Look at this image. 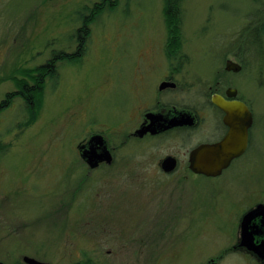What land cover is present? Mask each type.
Listing matches in <instances>:
<instances>
[{
  "label": "rangeland",
  "instance_id": "rangeland-1",
  "mask_svg": "<svg viewBox=\"0 0 264 264\" xmlns=\"http://www.w3.org/2000/svg\"><path fill=\"white\" fill-rule=\"evenodd\" d=\"M99 1L0 0V102L10 96L0 114V220L17 230L0 257L34 245L52 264H264L233 249L242 216L264 204V40L252 32L264 0H176L171 46L164 0H121L88 26L79 60L56 65L29 121L19 81L53 52L75 53L79 11ZM226 59L244 69L226 77ZM170 60L187 78V101L199 100L194 85L228 82L255 111L248 156L219 178L187 174L181 157L184 174L167 176L159 161L180 149L160 141L123 147L113 168L90 170L78 145L94 132L115 144L139 65L160 67L151 83ZM67 241L71 256L59 258Z\"/></svg>",
  "mask_w": 264,
  "mask_h": 264
},
{
  "label": "flooded vegetation",
  "instance_id": "flooded-vegetation-1",
  "mask_svg": "<svg viewBox=\"0 0 264 264\" xmlns=\"http://www.w3.org/2000/svg\"><path fill=\"white\" fill-rule=\"evenodd\" d=\"M227 61L231 60L226 59L224 61L223 72L226 77L239 74L244 69V64L241 61H232L233 63L240 66V70L238 72H234L232 70L228 71L226 70ZM168 63V74H161L158 79H152L151 83L150 75L159 72L160 67L153 66V64L148 63V65L146 64L145 67L143 65H139L141 75H138L132 81H130L129 86L132 101L125 108H123L122 105L119 109V114L124 118H122V121L119 125L117 142L115 144H111L107 140V134L94 133L102 135L108 150L112 155V162L110 164L100 163L95 168V170L107 167L113 168V166L116 164L115 161L117 153L121 152L123 147H133L140 143H157L160 141H166L168 144L171 143L175 148L180 150L179 152L166 155L159 161V167L161 171V163L163 160L166 158H173L175 161V168L172 171H162V173L167 176L184 174L180 173L179 171L181 168V157H184L186 159V173L189 175H195L188 168V157L191 150L202 144L218 143L222 141L230 131L229 125L226 121V114L213 102L214 97H219L227 102L234 100L240 101L248 107L252 116V125L248 129V143L245 152L238 158L234 159L231 162L229 168L224 170L219 177H222L223 174L230 170L235 164L241 163L243 159L248 156L247 154L249 153L252 140H254L256 114L255 111L251 109L250 105L239 96L237 89L231 87L228 82L226 84L216 82L215 85H210L206 88H202V86H196L195 88L194 85V89H197L198 91L193 95L197 97V93L200 94L201 92L199 95V100L197 103L192 100L187 101V93L191 92V89L188 85L187 78L182 75V66L179 63L173 62L172 60L168 61ZM136 80L138 81L136 82ZM232 90L236 93L235 97L228 96V93H230ZM186 116H188L190 119L189 121L187 120ZM94 134H91L81 144L86 143ZM192 143L194 144L192 145ZM182 149H184V155L181 153ZM66 211L69 213L70 209L66 208ZM27 227L28 226H22L20 228L27 229ZM16 231L17 230L14 227L12 228L7 221L0 220V247H3V244L6 243V240L10 241ZM68 239L69 238H67V240ZM239 242L233 247L234 250L243 249L246 250L247 253L252 254L246 248L239 247ZM66 244H68L67 249L60 251L58 254L59 258L71 256V245L73 243L71 241H67ZM13 246L17 247L18 243H14ZM26 249L28 250L21 252L20 257H18V255L12 251V248H9V252L5 253L4 257H0V264H9L8 261L11 258L13 259V264H30L25 261L26 258L33 259L44 264H52L40 260V249H38L37 246L30 245L26 247ZM108 253L111 254V252ZM58 255L56 258H58ZM55 264L75 263L57 262ZM209 264H215V262L211 260Z\"/></svg>",
  "mask_w": 264,
  "mask_h": 264
},
{
  "label": "water",
  "instance_id": "water-1",
  "mask_svg": "<svg viewBox=\"0 0 264 264\" xmlns=\"http://www.w3.org/2000/svg\"><path fill=\"white\" fill-rule=\"evenodd\" d=\"M226 70L238 72L240 66L227 61ZM235 91L228 96L235 97ZM213 102L226 114V121L230 131L220 142L215 144H202L191 150L188 157L189 170L205 178H218L224 170L228 169L231 162L241 156L247 147L248 129L252 125V116L248 107L240 101L227 102L219 97H214ZM190 117V116H189ZM187 120L190 119L186 116ZM81 159L92 170L100 163L110 164L112 155L108 150L102 135H92L86 143L77 147ZM175 168L173 158H166L161 163L164 172H170ZM239 247L246 248L260 261H264V204H257L246 212L240 222ZM30 264H44L36 260L26 258Z\"/></svg>",
  "mask_w": 264,
  "mask_h": 264
},
{
  "label": "trees",
  "instance_id": "trees-1",
  "mask_svg": "<svg viewBox=\"0 0 264 264\" xmlns=\"http://www.w3.org/2000/svg\"><path fill=\"white\" fill-rule=\"evenodd\" d=\"M121 0H100L98 3H95L93 6L83 7L79 12L82 16V27L77 30L75 36H77L78 40V48L77 51L73 54L66 53L64 50H58L57 52H53L51 58L46 61V63L36 70H33V73L36 72L35 75L28 74L23 80H20L19 83V93L25 100V104L28 108V120L34 119V105L37 104V101H40L44 92V85L47 80L52 81L57 80V64L66 63L71 65L76 63L79 58V53L82 51V48H85V42H83L88 37V26L96 21V19L105 13H113L117 7L119 6ZM174 1V2H173ZM176 0H164V17L167 25V30L169 34V43L168 46L177 45L179 43L176 37L180 31L179 17L176 15V10L174 8V4ZM252 2L258 3V0H252ZM174 8V9H173ZM261 15L260 20L257 22L256 27L252 32L257 33V37H254L255 42H259L260 40H264V6L262 9L256 14ZM90 35V34H89ZM260 38V40H258ZM250 40V39H249ZM258 40V41H256ZM252 42V40H251ZM243 44V43H240ZM171 54V53H170ZM170 56V55H169ZM168 56V57H169ZM172 56V55H171ZM33 83L32 86H29V83ZM8 96L6 100L0 102V114L4 109L7 108ZM96 133V132H94ZM92 133V134H94ZM91 135V134H90ZM79 153V151H78ZM82 160V159H81ZM83 161V160H82ZM125 161V159H124ZM128 160H126L127 163ZM123 162L119 161V165ZM90 169V168H89ZM110 169V168H105ZM91 170V169H90Z\"/></svg>",
  "mask_w": 264,
  "mask_h": 264
}]
</instances>
